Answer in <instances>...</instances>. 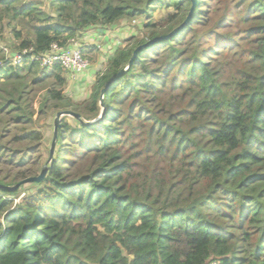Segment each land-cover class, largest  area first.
Wrapping results in <instances>:
<instances>
[{
  "label": "trees",
  "instance_id": "obj_1",
  "mask_svg": "<svg viewBox=\"0 0 264 264\" xmlns=\"http://www.w3.org/2000/svg\"><path fill=\"white\" fill-rule=\"evenodd\" d=\"M242 1L213 24L219 10L197 0L183 30L139 51L108 85L139 46L186 20L192 0H50L49 12L0 0V39L6 20L20 41L10 52L35 54L170 11L110 55L80 103L65 95L68 71L7 65L0 48V184L41 173L37 113L93 122L101 96L108 113L61 123L34 194L15 203L25 186L0 191V264H264V0Z\"/></svg>",
  "mask_w": 264,
  "mask_h": 264
},
{
  "label": "rangeland",
  "instance_id": "obj_2",
  "mask_svg": "<svg viewBox=\"0 0 264 264\" xmlns=\"http://www.w3.org/2000/svg\"><path fill=\"white\" fill-rule=\"evenodd\" d=\"M25 1L40 2L44 10H47V12L50 11V0H25ZM207 2L209 3L213 2V4L215 5L214 9L219 10V13H217V15L214 17L213 24L215 23V18H216V21L221 18L226 8L230 7L236 12H238V11H242L243 8L246 7L245 3L243 1L240 2V0H207ZM169 12L170 11L164 8L157 7L156 11L152 14L151 18L141 17V18H137L135 21L123 20L117 26H115V28L109 29V32H107L103 37H100V35L97 36V34H92V38H90L89 36V39L86 40V42H84L83 39H82L83 41L81 39L78 40V42L85 43V45H83V47L85 48L84 53L86 57L90 60L91 65H90L89 70L86 72L87 73L86 77H84L83 79H80L79 82L77 81V79L74 82L73 80H71V78L70 80L68 79V83L65 88V95L73 99L74 102L76 103L77 102L80 103V102H83L84 100H87V98L91 94L92 85L96 81L97 74L105 69L110 55H112L117 49H119L121 45L128 46L127 44H125V41L128 38H135V37L136 38H147L149 37L151 34L150 32H153V31L147 29L146 25L152 23V24H158L161 27L164 22L163 19L167 16ZM234 18L237 19V16H235ZM160 27H157V28H160ZM2 28H3V33H2V38L0 39V48L3 49L4 51L10 52L12 50L11 47L13 46V44H19L20 41H18L15 38L13 26L8 25L6 20L3 21ZM17 30H22V29L21 27H18ZM231 30H233L234 32L233 34L234 36H236V38H240V36L243 35V33L240 31L239 28L237 29L235 28ZM227 31L222 30V32L219 31V33L223 34V33H226ZM23 34L25 38L31 36V32L28 31L27 29H23ZM209 43L215 44L213 39H209L208 44ZM43 95H44L43 92L38 94V97L36 99V104H35L36 110H39L40 100H41V97H43ZM101 101L103 102V96H101ZM103 105H104V102H103ZM100 110H101L100 115L97 118V120L98 119L101 120L105 112H106L105 116L106 117L108 116L107 110L103 108L101 104H100ZM64 111L65 110L59 111V112H64ZM59 112L48 111V113L45 116L43 115L38 116V113H37L34 119L35 122L30 127L31 130L41 133L43 137L41 144L39 145L40 155H41L40 163L42 164V169L45 166H47L49 169V165L55 156L56 150L58 149L57 144H56V147L53 153V158H51L52 143L54 140L55 119H56V115ZM75 120L76 119L71 116L62 117L60 121V127H61V123L65 121L68 124H70L73 128H77L78 124L76 123ZM58 134H59V131H58ZM134 141L136 143H140L141 136H137V137L134 136ZM27 146L30 147V146H33V144L32 145L28 144L25 147ZM130 153L133 154L134 152L130 151ZM31 156H32L31 158L35 159L39 157V154L38 155L33 154ZM134 170L142 171L143 169L142 167L140 168L135 167ZM40 174H38L37 176H39ZM35 192H36V187H32L31 185H26L24 189L22 190L21 194L19 195V197L15 199V203H19L21 199L29 195H32Z\"/></svg>",
  "mask_w": 264,
  "mask_h": 264
},
{
  "label": "built area",
  "instance_id": "obj_3",
  "mask_svg": "<svg viewBox=\"0 0 264 264\" xmlns=\"http://www.w3.org/2000/svg\"><path fill=\"white\" fill-rule=\"evenodd\" d=\"M72 46L63 48L58 44H53L51 49L43 54H35L33 49L18 52L5 51L8 54L6 63L10 66H19L36 62L43 68L59 66L68 71L73 80H76V77L86 72L91 64L84 53L83 45L74 44ZM1 66H5V63L0 64Z\"/></svg>",
  "mask_w": 264,
  "mask_h": 264
},
{
  "label": "water",
  "instance_id": "obj_4",
  "mask_svg": "<svg viewBox=\"0 0 264 264\" xmlns=\"http://www.w3.org/2000/svg\"><path fill=\"white\" fill-rule=\"evenodd\" d=\"M196 3H197L196 0H192V8H191V11H190L188 17L186 18V20L179 27H177L171 33H169L167 35L157 37V38H155V39L147 42L146 44L139 46L134 51L133 56H132V59H131L129 65H128V67L125 68L124 70H122L118 74V76L116 78H114L108 85H110L115 79L119 78L120 76H122L123 74H125L128 71V69L130 68L133 60L136 58V56H137V54H138L139 51L143 50L146 47L152 46V45L156 44L157 42H160V41H163V40H168L171 37H173L174 35H176L179 31L183 30L187 26V24L189 23L192 15H193V12H194V8L196 6ZM104 91L105 90H103L102 93H104ZM101 106L104 108V105H103V102L102 101H101ZM105 115H106V112L103 114L102 119H103V117ZM65 116H71V117H73V118H75L77 120H80L85 125H93V124H96L97 122L100 121L98 119V120H95L94 122H84V121H82L80 115H78V114H76V113H74L72 111L59 112L56 115V119H55L54 140H53V143H52L51 158H53L54 149H55L56 144H57V141H58V131H59V128H60V121H61V118L62 117H65ZM47 172H48V167L45 166L42 169V172H41V174L39 176L27 178V179L19 182L18 184H16L13 187H11V186H5V185L0 184V191L1 192H5V193H15V192L19 191L20 188L23 187V186L30 185V184H39V183H41L45 179Z\"/></svg>",
  "mask_w": 264,
  "mask_h": 264
},
{
  "label": "crops",
  "instance_id": "obj_5",
  "mask_svg": "<svg viewBox=\"0 0 264 264\" xmlns=\"http://www.w3.org/2000/svg\"><path fill=\"white\" fill-rule=\"evenodd\" d=\"M104 32H105V31L102 29V30H101V34H103ZM103 36H104V35H102V36H100V37H103ZM78 45H85V43H82V44H81V43L79 42V43L77 44V46H78ZM88 70H89V69H88ZM88 70H87V71H88ZM87 71H86V72H87ZM86 72H84L83 74H81V75H79V76L76 77V79H77L78 82H79L80 79H83L84 77H86V74H87ZM89 72H90V71H89ZM70 78H71V77H70V75H69V80H70ZM71 80H73V79L71 78ZM74 81H75V80H73V82H74Z\"/></svg>",
  "mask_w": 264,
  "mask_h": 264
}]
</instances>
